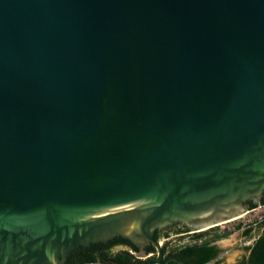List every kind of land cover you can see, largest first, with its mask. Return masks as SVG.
Returning <instances> with one entry per match:
<instances>
[{
    "label": "water",
    "instance_id": "95a60500",
    "mask_svg": "<svg viewBox=\"0 0 264 264\" xmlns=\"http://www.w3.org/2000/svg\"><path fill=\"white\" fill-rule=\"evenodd\" d=\"M264 191V0H0V264L202 231Z\"/></svg>",
    "mask_w": 264,
    "mask_h": 264
},
{
    "label": "trees",
    "instance_id": "16d2710c",
    "mask_svg": "<svg viewBox=\"0 0 264 264\" xmlns=\"http://www.w3.org/2000/svg\"><path fill=\"white\" fill-rule=\"evenodd\" d=\"M264 204V201L262 202ZM258 203H253L250 205L249 209L257 207ZM258 230H262L261 234L250 246V254L246 259L242 256L241 259L235 263H221L220 260L216 259L220 253V249L215 245L211 244L212 238H204L205 231L195 233L193 236L192 243H187L183 245L170 246L169 241H165L162 246V252L165 256H162L160 263L156 260L157 250L154 244H149L146 247L147 253H152V255L141 259L137 258L134 252L138 251V247L132 243L129 239L123 237H117L110 241L111 243H121L127 246V248L121 252L114 254L105 255L101 260L109 259L113 262L119 264H162L168 258L173 257L168 264H264V216H262L256 222ZM240 228L241 225H236ZM217 229L216 227H211L210 230ZM252 230V225H248L244 228V233L247 234ZM227 232H215L213 238L225 236ZM154 238L159 240L160 238H167L170 233H166L163 236L154 232Z\"/></svg>",
    "mask_w": 264,
    "mask_h": 264
},
{
    "label": "flooded vegetation",
    "instance_id": "af4514ba",
    "mask_svg": "<svg viewBox=\"0 0 264 264\" xmlns=\"http://www.w3.org/2000/svg\"><path fill=\"white\" fill-rule=\"evenodd\" d=\"M263 201H264V191H262L258 197L249 198L246 201H244L243 207L246 210H251V209H249L251 204L258 203L259 204L258 206H260V205H264V204H262ZM216 226H218V225H216ZM216 226H213V227H216ZM246 227H244V228H246ZM210 228L206 229L207 231H205L204 238H206V235L209 234L210 232H212L211 236H213V234L216 232L213 229L210 230ZM256 230H258L256 223H254V225H252V230L247 234L244 233V229H243L244 237H248V239L250 240V242L247 245H245V247H244L247 250V253L245 255L246 259L248 258L249 254H250V246L253 244V242L257 239V237L262 232V230H258L259 232L257 234H252V232L256 231ZM155 231H157V234L160 236H163L166 233H170V236H168L167 238H160L159 239V241L162 239L165 241L166 240L168 241L172 235H182V234L189 233L192 230L187 225L175 223L172 225L165 226L163 228H157L154 230V232ZM115 238H117V237H114V238L106 240V241L91 242L86 246L82 245V246H79L78 248H74L66 255L65 259L60 264H119V263L113 262L109 259L101 260L102 257H104L105 255L121 252L127 248V246H125L124 244H121V243H115L114 244V243L110 242ZM206 239H210V238H206ZM149 244H151V243H148L144 246V251L146 253H147L146 247L149 246ZM163 244L164 243H161L162 246H163ZM211 244H215L219 248V246L217 245V243L214 240L211 241ZM139 251H140V249L138 248V251L134 252L136 257L141 258V259L146 258V257H139L137 255V253ZM148 254H149V256L152 255V253H148ZM165 254L166 253H164V255L162 254V256H165ZM171 259H174V258L170 257L162 264H168V262ZM216 259L220 260L219 255ZM239 260H237V261H239ZM237 261H235V262H237ZM235 262H232V263H235ZM221 263H227V262L221 261Z\"/></svg>",
    "mask_w": 264,
    "mask_h": 264
},
{
    "label": "rangeland",
    "instance_id": "374dc122",
    "mask_svg": "<svg viewBox=\"0 0 264 264\" xmlns=\"http://www.w3.org/2000/svg\"><path fill=\"white\" fill-rule=\"evenodd\" d=\"M262 216H264V205L247 210L239 217L219 224L217 229L214 230L217 232H227L225 236L213 238V236H211L212 232H208L209 234L206 235V238H212L220 248L219 259L221 261L232 263L246 255L247 250L244 247L250 242V240L248 237H244L243 229L248 225H254V223ZM238 224L241 225L240 228L236 227ZM202 231L207 230L205 229ZM202 231H190L189 233L182 235H172L168 240L169 245L174 246L192 243V238L195 233ZM258 232L259 231L256 230L253 231L252 234H257ZM161 243H165V240H162Z\"/></svg>",
    "mask_w": 264,
    "mask_h": 264
}]
</instances>
